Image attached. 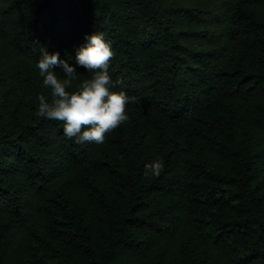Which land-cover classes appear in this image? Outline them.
<instances>
[{
	"label": "trees",
	"instance_id": "1",
	"mask_svg": "<svg viewBox=\"0 0 264 264\" xmlns=\"http://www.w3.org/2000/svg\"><path fill=\"white\" fill-rule=\"evenodd\" d=\"M97 29L129 119L77 143L36 64ZM0 264H264V0H0Z\"/></svg>",
	"mask_w": 264,
	"mask_h": 264
},
{
	"label": "clouds",
	"instance_id": "2",
	"mask_svg": "<svg viewBox=\"0 0 264 264\" xmlns=\"http://www.w3.org/2000/svg\"><path fill=\"white\" fill-rule=\"evenodd\" d=\"M113 55L111 41L98 29L85 34V43L76 49L75 63L69 62L71 54L61 58L59 50L50 52L42 45L36 67L51 96L38 95L34 115L62 121L63 134L77 143H104L107 133L129 119V97L109 71ZM81 67L91 75L73 88ZM164 166L163 157L156 156L144 165V174L159 175Z\"/></svg>",
	"mask_w": 264,
	"mask_h": 264
}]
</instances>
